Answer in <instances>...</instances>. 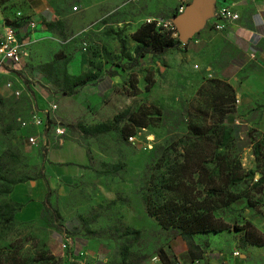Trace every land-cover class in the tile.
I'll return each mask as SVG.
<instances>
[{
    "label": "rangeland",
    "instance_id": "1",
    "mask_svg": "<svg viewBox=\"0 0 264 264\" xmlns=\"http://www.w3.org/2000/svg\"><path fill=\"white\" fill-rule=\"evenodd\" d=\"M79 1L49 0L55 12L69 14L70 27L72 24L74 27L66 31L67 35L83 24ZM5 3L6 0H0V7ZM13 7L14 4L4 5L1 9L3 24L5 18L16 11ZM118 19L121 23L117 27L87 29L69 46L70 51L72 47L76 50L85 46L88 69L98 72L99 79L110 70L104 68L110 61L133 69L125 71L122 81L108 88L97 102L76 101L71 97L65 104L64 110L70 117H59L69 127L65 138L84 144L91 161L81 178L51 192V207L58 211L59 217L44 210L37 221L8 222L6 204L9 195L4 191L8 180L32 179L41 172L47 147L30 145L17 121L33 103L35 96L30 83L36 82L52 97L60 92L59 85L49 78L61 76L64 68L67 71L71 53L66 49L55 53L53 66L39 70L44 75L41 81H33L35 72L32 69L30 79L24 71L21 64L27 62V55L17 68L0 71V264H87L90 256L80 250L87 247L88 240L100 243L103 256L98 264H148L154 254L162 255L179 234L177 229L162 226L156 217L148 214L144 197L153 193V184L165 170L162 165L165 157L174 155L175 151L168 144L195 137L187 127L189 101L201 83L214 77L202 78L195 84L191 78L179 76L167 62L145 69L133 67L125 59L132 49L129 32L132 19L126 13ZM53 24V30L59 33L58 22ZM109 35L117 40V47H113ZM121 42L125 44L124 54L121 53ZM9 81L21 90L19 95L6 86ZM36 101L39 103L37 95ZM54 103L57 104L56 99ZM235 104L236 99L232 104V115L236 112ZM55 111L58 114L60 110L56 108ZM133 118H142L145 133L153 138L151 147L146 150L130 144L124 136L127 126L141 127L133 125L136 123L132 122ZM230 118L228 115L225 123L233 129V140L228 148L218 150L221 154H235L245 176L218 195L203 189L204 185L197 180V173L191 167L186 173L193 177V182L184 181L181 191L191 194L201 208H214V215L229 225L222 232L233 243L230 251H234L245 244L240 240L242 231L239 230L245 222H250L264 234V130L256 124L244 132V139H239ZM221 119L219 109H210L206 118L208 128L204 130L207 132L203 136L211 134V129L217 127L212 135L221 138ZM103 125L107 130L100 132L99 126ZM240 142L250 147L248 151L242 150ZM206 144L201 142L203 153L210 150ZM206 167L212 169L214 164L207 163ZM207 176L208 171H205L204 178ZM185 186L192 190H186ZM134 230L139 232L135 234ZM253 248L260 252H251L246 261L264 264V245H253Z\"/></svg>",
    "mask_w": 264,
    "mask_h": 264
},
{
    "label": "crops",
    "instance_id": "2",
    "mask_svg": "<svg viewBox=\"0 0 264 264\" xmlns=\"http://www.w3.org/2000/svg\"><path fill=\"white\" fill-rule=\"evenodd\" d=\"M13 4V10L20 11L36 22V28L28 31L30 43L27 45V62L21 64L24 71L28 72L29 79L30 69L35 72L34 82L44 79L39 71L41 66L55 61L54 54L63 49L71 53L67 60L69 75L87 71V49L75 50L72 47L69 50L70 44L87 29L117 27L121 23L118 17L126 13L132 19L129 25L131 34L143 22L153 18L172 20L174 16L181 14L177 12L180 6L187 8L190 16L184 40L180 39L178 29L172 21L176 28L174 36L180 39V45L166 50L163 54H146L137 67L145 69L149 65L157 66L160 62H167L179 76L189 77L195 84L202 78L211 76L224 80L232 86L237 100L236 112L229 115V118L231 117L230 123L232 121L237 128L235 131L239 139H244V132L256 124L261 131L264 130V0H80L84 21L81 28L71 35L66 33L74 27L73 24L70 27L69 14L55 12L49 0H6L0 7V32L4 31L1 9L4 5ZM223 13H235L237 17L224 16ZM53 22H58V28L61 29L59 33L53 30ZM50 24L53 26L50 27ZM216 24L220 27L216 28ZM109 40H113V47L118 46L117 40L111 35ZM134 46L135 42L131 39V58L134 56ZM125 59L129 60L128 57ZM107 67L115 70L116 74L109 75L105 72L95 83L79 88L73 95H62L59 92L52 97L36 82L30 83L29 87L39 108L47 107L56 99L57 104H54L60 111L58 114L55 111V116L69 119L70 115L64 110V106L71 97H75L76 101L97 102L108 88L122 81L125 71L133 69H122L118 63L111 61L105 64L104 68ZM65 136H51L45 146L47 150L42 161L44 177L18 182L9 193L13 202L21 204L14 214L17 222L39 220L48 187L53 192L71 185L84 175L90 165L91 158L87 147L76 139ZM239 146L245 151L250 148L242 142ZM227 239L224 232L199 233L186 237L178 234L165 248L164 257L179 264H195V260L199 264H249L246 261L248 255L251 252H260V249L255 250L252 244L246 243L239 248L240 256L235 257L232 255L233 250L230 251L233 243ZM88 241L87 247H83L80 253L84 251L90 256L87 264H98L97 261L103 256L100 243ZM155 255L158 254L153 256ZM152 257L148 264H164L161 255H158V260Z\"/></svg>",
    "mask_w": 264,
    "mask_h": 264
},
{
    "label": "trees",
    "instance_id": "3",
    "mask_svg": "<svg viewBox=\"0 0 264 264\" xmlns=\"http://www.w3.org/2000/svg\"><path fill=\"white\" fill-rule=\"evenodd\" d=\"M17 12L20 11H13L12 15H10L11 17L7 16L4 23L14 25L18 28H25L30 18L21 12V14L18 15ZM50 25V27L53 26L52 24ZM130 37L135 42L133 50L134 56L132 58L130 55L126 57L129 58L132 66L139 65L141 59L148 53L156 55L163 54L168 49L177 48L181 43L179 38L173 36L172 31L157 27L154 19L140 24L136 30L130 34ZM125 51V44L121 42V53L124 54ZM53 63L54 61L44 64L41 68L45 66L52 67ZM120 67L125 69L123 66ZM94 69L96 70L97 68ZM55 70H57V68ZM106 73L115 75L116 71L110 69ZM49 79H51L54 84L59 85L62 95H73L79 88L95 83L99 79V75L98 72H94V70L90 69L78 75H69L64 68L61 76L56 75ZM218 89L219 92H217ZM234 100V90L232 86L224 80L214 78L206 80L199 85L194 97L189 101V109L187 110L189 118L187 127L195 137H186L178 143L174 144L171 142L168 144V147H171L173 151H175L173 152L174 155L172 157H165L164 163L162 164L165 166V170L160 174L158 181L153 184V193L145 195L144 197L146 210L149 215L156 217L162 226L177 229L179 234L185 237L199 233H219L229 228V225L224 220L214 215L213 207L201 208L196 205L191 194L181 191V186L184 187V181L193 182V177L186 173L191 167H194L193 172L197 173V180L204 185L203 189L208 192L212 191L213 194L217 193L218 195H221L219 192H222V190H227L229 185L233 186L237 184L241 181V178L245 176L240 161L235 154H229L228 152L221 154L218 150L220 147L228 148L234 137L232 127L225 123L226 117L233 113L232 104ZM34 101L35 97L32 104H34ZM29 109L22 117L28 114ZM210 109L220 110V115L222 117L221 122L223 124L221 127L223 133L221 138H215L212 135H215L217 127L211 129V134L203 136L206 134L205 132H207L204 130L208 128L206 126V118ZM117 120L120 121L118 118ZM132 122H136L133 125H139L141 126L140 128H145V122L142 118L139 120L133 118ZM17 123L26 140V135L31 129H23L18 121ZM63 124L67 126V130L69 131L68 125L64 122ZM138 129H135L133 126H127L124 132L126 140L128 141V136L136 133ZM105 130H107L106 126H99L100 132ZM201 142L207 143L206 145L210 149L209 152H202L204 148L201 147ZM40 147L45 148V146ZM44 157L45 155L43 156V160ZM161 158H164V151ZM207 163H213L214 167L208 169L206 167ZM205 171H208V176L206 178H204ZM36 177H44L42 164L41 172L33 178ZM23 181L26 180H8L4 192L9 195L13 186ZM46 183L48 186L47 180ZM185 188L186 190H192L187 186H185ZM51 192L52 191L48 187L43 202V211H50L55 217H59L58 211L51 207ZM20 207L21 204L13 202L9 198L6 204L8 222H17L14 218V214ZM239 230L242 231L240 240L243 243L257 246L264 245V234L250 222H245ZM138 232V230L133 231L135 234ZM124 255L125 254H123V258ZM158 255L160 256L161 254ZM161 257L164 264H173V261L164 257V252Z\"/></svg>",
    "mask_w": 264,
    "mask_h": 264
},
{
    "label": "built area",
    "instance_id": "4",
    "mask_svg": "<svg viewBox=\"0 0 264 264\" xmlns=\"http://www.w3.org/2000/svg\"><path fill=\"white\" fill-rule=\"evenodd\" d=\"M73 9H76V6H73ZM183 10L184 7L180 6L177 9V12H183ZM17 14L20 15L21 13L17 12ZM223 15L232 18L237 17L235 13H223ZM153 19L156 21L157 27L172 31L173 36L176 34V28L171 19ZM215 27L219 28L220 25L216 24ZM34 28H36V22L31 19L28 20L25 28H18L11 24H4V31L0 35V71L7 68H17L21 64L23 56L27 53V45L30 43L28 31ZM83 48H85V46ZM6 86L16 95L21 93L20 89L14 88L11 81L7 82ZM56 108L57 105L54 103L49 104L45 108H39L34 101L28 114L24 117L18 118V122L23 129H31L26 135V141L30 145L46 146L51 136L63 138L67 134V126L54 114ZM145 132L146 128L138 129L136 133L128 136V141L143 150L150 148L153 138L150 134ZM232 255L239 257V250H234ZM158 258V255L152 257V259L155 260H158ZM173 264L179 263L175 262ZM195 264H199V261L195 260Z\"/></svg>",
    "mask_w": 264,
    "mask_h": 264
},
{
    "label": "water",
    "instance_id": "5",
    "mask_svg": "<svg viewBox=\"0 0 264 264\" xmlns=\"http://www.w3.org/2000/svg\"><path fill=\"white\" fill-rule=\"evenodd\" d=\"M181 12V14L176 15L172 18V21L175 23L178 32L180 34V39L184 40L187 33V22L188 17L190 16V11L186 8Z\"/></svg>",
    "mask_w": 264,
    "mask_h": 264
}]
</instances>
